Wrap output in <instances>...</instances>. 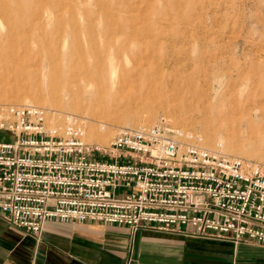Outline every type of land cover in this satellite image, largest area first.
I'll use <instances>...</instances> for the list:
<instances>
[{
	"label": "rangeland",
	"instance_id": "rangeland-1",
	"mask_svg": "<svg viewBox=\"0 0 264 264\" xmlns=\"http://www.w3.org/2000/svg\"><path fill=\"white\" fill-rule=\"evenodd\" d=\"M83 1L0 0V46L9 53L6 60L0 58V104L44 106L48 123L54 110L62 111L64 116L73 114L84 126L85 139L100 146L106 156L121 126L151 125L166 116L175 126L202 136L203 145L264 165V126L247 124V115L238 113L235 107L251 109L264 99V0ZM110 46L129 48L128 58H119L115 63L134 67L137 59L136 65L144 70L172 71L175 86L219 88L220 92H231L238 103L223 106L224 121L216 116L208 124L200 111H172L179 105L173 101L156 106L126 105L136 95L133 88L108 91L91 103L69 93L65 83L72 74L67 72L69 65H82L84 58L90 62L98 56L110 63ZM54 56L53 65L62 70L56 78L62 95L60 104L54 103L49 92L50 80L39 74L40 58L51 60ZM108 98L111 104L106 106ZM184 98L197 107L194 93L187 91ZM231 114L237 116L235 122L229 119ZM64 116L53 123L63 122ZM10 138L6 132L0 136ZM141 228L131 229L137 232ZM129 245L133 251V243Z\"/></svg>",
	"mask_w": 264,
	"mask_h": 264
},
{
	"label": "built area",
	"instance_id": "built-area-1",
	"mask_svg": "<svg viewBox=\"0 0 264 264\" xmlns=\"http://www.w3.org/2000/svg\"><path fill=\"white\" fill-rule=\"evenodd\" d=\"M47 116L38 104H0L11 134L0 139V210L13 224L40 234L49 219L93 220L264 244V165L209 148L166 116L121 126L108 156L73 114Z\"/></svg>",
	"mask_w": 264,
	"mask_h": 264
},
{
	"label": "crops",
	"instance_id": "crops-1",
	"mask_svg": "<svg viewBox=\"0 0 264 264\" xmlns=\"http://www.w3.org/2000/svg\"><path fill=\"white\" fill-rule=\"evenodd\" d=\"M0 264H264V244L58 218L34 234L0 210Z\"/></svg>",
	"mask_w": 264,
	"mask_h": 264
},
{
	"label": "bare ground",
	"instance_id": "bare-ground-1",
	"mask_svg": "<svg viewBox=\"0 0 264 264\" xmlns=\"http://www.w3.org/2000/svg\"><path fill=\"white\" fill-rule=\"evenodd\" d=\"M84 1L82 3H84ZM85 7H86V5H85ZM50 12H51V10H50ZM41 13H42V11H41ZM38 14H40V12ZM51 14H53V13H50V15ZM35 18H38V16H35ZM53 18H54V16H53ZM50 19H51V17H50ZM50 23H51V21H50ZM44 26H45V24H44ZM124 37H125V35L122 38H124ZM108 39H109V41H111V39L109 37H108ZM128 44H129V42H128ZM81 45H83V44H81ZM117 45L119 46V44H117ZM52 46H54V45H52ZM60 46L62 47V45H60ZM83 47H84V45L82 46V48ZM110 47L112 48V49L110 48L111 49L110 56H109V59L111 60L110 63L108 62V59H106L104 56H98L97 58H95L93 61H90V62L88 60H86V58H84L82 60V63H81L82 65H79V64L74 63V62L72 63V65H69L67 72L72 73V74L70 76H68V78L66 79V82H65L69 86V93L71 91L79 99H82L83 101H87L88 103H91V102H94L95 98H97L98 95H103L104 93H106L108 91H113L115 89H118L120 91H125L127 88H133L136 90V95L133 96L132 100L131 99L128 100L125 103L126 105L132 104V105L141 106L145 103H148V105L156 106L158 104L160 105L161 102H164V103L167 102L169 104L173 101V102H177L179 105L174 106L172 111L179 110V112H181V111H183L184 108H186L188 111H190L191 109H194L195 111L196 110L200 111V112H202L201 114L204 116L205 121L208 122V124L215 121L216 119H214V117H216V116H220L221 121H224L226 119V117L223 115L224 114V112L222 111L223 106H226V105L232 104V103L237 105V103H238V102H235V99L233 100L234 97L231 96V92H228V91L220 92L219 88H216V89L215 88L198 89V88H193L190 86L185 87L184 84L179 85V86H175L172 83L173 82L172 71L171 72L166 71V70L164 71V70H161L159 68L158 69L144 70L145 68L143 69L140 65H136L137 59L136 60L134 59L135 60V66L134 67H127L126 65L124 66V65H122V63L120 64L118 62L115 63V61L119 60V58H122V59L128 58L129 48L128 47H121V48L116 49V48H113L112 46H110ZM64 48H67V47H64ZM84 52H85V50H84ZM115 53H116V55H115ZM8 56H9V53L6 50L5 46H0V58H3L6 60ZM56 58L54 56L50 60L48 58L42 57V58H40L38 65L40 67L39 74L43 75L44 77L46 76L47 79L50 80L48 89L50 90L49 92L52 93L54 96V100H55L54 103L56 102V104H60L62 95L60 93L61 92L60 88L57 85V83H59V82H56V78H57V75L59 76L62 73V70L59 69L56 64H55L56 66L53 65V63H55V61H56ZM107 58H108V56H107ZM73 59H75V58H73ZM63 61H64V59H63ZM65 63L66 62H64V64ZM214 72H216V71H214ZM221 74H223V73H221ZM49 76H50V78H49ZM0 78H2L1 73H0ZM59 79L60 78H58V80ZM40 88H42L41 85H40ZM187 91H191L192 93H194L196 95V99L198 102V104L196 105L197 107H193L191 102L187 101L188 98H187V100L185 99L186 97L184 98V93ZM68 95H66V96H68ZM43 97H44V95H43ZM47 97H48V95H47ZM101 97H100V100H101ZM108 97L110 98V96H108ZM109 98L106 99V102H105L106 106L111 104V100ZM16 99H18V98L16 97ZM18 100H20V99H18ZM263 101H264V99L259 104H257V105L255 104L256 106L253 105L254 107H252L251 109L240 110L237 106H235V107L237 108L238 113H244L247 115V119H246L247 124L250 125L253 123L254 124L257 123L263 127L264 126V102ZM39 102H40V100H39ZM17 103H21V102H17ZM245 104H243V105H245ZM250 104H252V103H250ZM137 106H135V108H137ZM73 108H75V106ZM82 108H84V106ZM130 109H132V108H130ZM231 113L233 114V112H231ZM232 114L229 116V119L232 122H235L236 121L235 119H237L236 118L237 116L235 117ZM234 115H235V113H234ZM63 116H64V113L62 111L54 110L51 113L49 121L52 122V123L50 122L51 124H54L53 122H56L58 118H61V117L63 118ZM65 116H64V118H65ZM227 118H228V116H227ZM238 125H239V123H238ZM213 128H214V125H213ZM216 131H217V129H216Z\"/></svg>",
	"mask_w": 264,
	"mask_h": 264
}]
</instances>
